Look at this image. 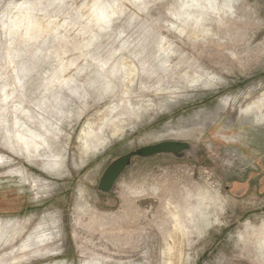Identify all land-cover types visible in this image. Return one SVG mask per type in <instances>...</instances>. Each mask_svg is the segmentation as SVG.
I'll list each match as a JSON object with an SVG mask.
<instances>
[{"label": "rangeland", "instance_id": "rangeland-1", "mask_svg": "<svg viewBox=\"0 0 264 264\" xmlns=\"http://www.w3.org/2000/svg\"><path fill=\"white\" fill-rule=\"evenodd\" d=\"M24 1L32 0H0L4 21ZM42 1L38 17L52 22L33 39L0 30V88L24 76L15 67L27 69L14 97L0 93V157L11 159L0 163V264H264L254 252L261 234L245 235L247 223L264 222V0H233V8L206 16L183 12L185 0H118L120 11L93 40H85L82 18L91 0ZM121 62L107 92L88 85L93 73ZM110 105L123 106L112 122ZM209 114L216 116L205 120L200 141L164 140L194 144L192 160L133 159L108 195L97 192L114 159L154 144L142 137ZM15 116L47 139L41 157L11 150ZM114 125L123 128L119 136ZM205 189L225 198L219 223L186 222L177 232L173 205ZM37 231L52 237L26 244Z\"/></svg>", "mask_w": 264, "mask_h": 264}, {"label": "bare ground", "instance_id": "bare-ground-1", "mask_svg": "<svg viewBox=\"0 0 264 264\" xmlns=\"http://www.w3.org/2000/svg\"><path fill=\"white\" fill-rule=\"evenodd\" d=\"M42 0H32V1H24L20 3L13 4L12 7H10V11L8 10V15L4 21V16H1L0 13V30L5 29L8 33L9 38L15 39V38H30L33 39L35 35H37L42 29H46L52 22L51 17H48L46 15H42V19H40L38 16V11H40V4ZM120 1V0H119ZM118 0H91L92 5L90 6V15L87 17H82L83 19H86L85 25L88 28V31L85 33L87 35V38L85 40H93L97 38V35L94 32L102 31L104 29H108L112 23L113 17L117 13L116 10L120 11V4ZM127 1V0H125ZM136 1V0H135ZM139 1V0H138ZM186 2H189L188 4H185L182 7L183 12L186 11L187 13L192 12L194 10L195 12H198V14H201V16H206L207 13H215L217 15L220 14L223 10L231 9L233 8L232 2L233 0H185ZM50 0H45V5L49 4L48 7H52L55 2H58V7L60 4V1L53 0L51 4ZM130 3V2H129ZM132 3V2H131ZM135 4H137L135 2ZM133 6V4H132ZM233 6V7H232ZM39 7V8H38ZM43 7V6H42ZM54 7V6H53ZM45 8V7H44ZM43 11V10H42ZM222 15V14H221ZM41 16V15H40ZM68 26V23H63L61 26L62 28H66ZM54 31H58V28H56ZM55 33V32H54ZM7 58H9L10 63H13V54L12 51L8 50L6 52ZM16 56V55H15ZM2 61V54H1V44H0V64ZM123 61V60H122ZM117 66V69H114L112 71L107 72L106 74H95L93 73L92 79L95 80V82H92L88 85L90 87H94L95 91L101 90L102 92L108 91L111 88V81L110 76L113 73H116L119 68H123L125 64H122ZM72 66V64H69L67 66L60 65L58 69H55L54 72H61L63 73L65 70L69 69ZM15 67V66H14ZM18 68V69H17ZM15 73H21L24 75L23 77L16 76V83H13L12 85H7L6 88L2 87L0 88V93L2 94V97L4 99H8L15 96L16 87L22 88V78H25V73L27 69L19 67H15ZM1 67H0V79H1ZM84 71L83 68L79 69L77 72V75L81 74ZM20 74V75H21ZM8 90L11 91V93H8ZM22 94H20L21 96ZM3 99V101H4ZM259 102V101H257ZM227 100H221L220 104L222 107V110L224 109L225 105H227ZM260 107H262L261 102H259ZM19 104L16 103V106L14 107V113L19 112V114H23V111L20 113V108L18 109ZM250 108H246V111H248ZM109 118V122H112L111 115L116 112L117 114L121 115V111L123 110V106H116V105H110L107 108ZM147 110H144V114H146ZM198 116V115H197ZM196 116V117H197ZM216 114H209L205 116V119L202 117H198L197 123H195L193 126L180 128V129H171L168 131L167 134H161L160 132H154L151 134H147L144 137L140 139V142L143 144H150V143H158L164 140H168V137L171 139H179L183 141H192V142H198L201 140V138L205 135L206 131V119H214ZM15 121L12 123V127H14L15 132L14 136H11L10 141V148L14 153H17L21 155L22 157H25V159H32L34 157H41L39 155V152L43 147H45L47 144V139L44 138L43 135L33 130L31 127H29L26 123H21L18 117H14ZM204 119V120H203ZM211 120V121H212ZM113 135L119 136L123 133V128L121 125H114L113 126ZM7 134L11 135L9 131H7ZM170 136H169V135ZM14 139V140H13ZM148 146V145H147ZM15 147L17 149H15ZM0 163L1 164H9L11 163V159L9 157H0ZM49 166L51 168H57L58 164L50 163ZM140 192V191H139ZM142 192V191H141ZM140 192V193H141ZM134 193L137 194V191H134ZM142 194V193H141ZM84 198V192L82 190H79V196L78 199ZM225 202V198L222 197L219 193H212V191L205 189L201 191V194L199 192V195L195 197L192 194L189 196V198L186 200L185 205L181 208L179 206L173 205V211L171 212V217L173 219L174 223V229L178 232H181L182 234L186 231V225L185 223H189L193 227H201L204 225L205 228H208L212 226L213 224H218L219 219L217 216L219 215V211L222 209L223 204ZM168 205L172 206V204L169 202ZM178 205V204H177ZM186 223V224H187ZM201 224V225H200ZM257 232L261 234V237L255 238L254 241V252L259 256V258L264 262V222L261 228H255L251 226V224L247 223L245 225V235L254 234V232ZM51 239L52 234L46 235V232L43 231H37L36 235L33 237H30L26 244H33L39 242L38 240L41 238H48ZM240 240L241 242L245 243L246 237L243 236V234H240ZM44 242V241H43ZM42 243V242H40ZM248 243V242H247Z\"/></svg>", "mask_w": 264, "mask_h": 264}, {"label": "water", "instance_id": "water-1", "mask_svg": "<svg viewBox=\"0 0 264 264\" xmlns=\"http://www.w3.org/2000/svg\"><path fill=\"white\" fill-rule=\"evenodd\" d=\"M197 153V147L188 142L162 141L129 151L114 159L103 171L98 180L97 192L108 195L120 176L130 167L133 159H149L156 156H171L175 159L192 160Z\"/></svg>", "mask_w": 264, "mask_h": 264}]
</instances>
